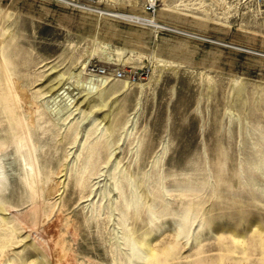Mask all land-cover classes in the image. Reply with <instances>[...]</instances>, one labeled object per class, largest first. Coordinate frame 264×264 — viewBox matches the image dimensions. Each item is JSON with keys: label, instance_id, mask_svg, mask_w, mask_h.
<instances>
[{"label": "rangeland", "instance_id": "374dc122", "mask_svg": "<svg viewBox=\"0 0 264 264\" xmlns=\"http://www.w3.org/2000/svg\"><path fill=\"white\" fill-rule=\"evenodd\" d=\"M145 7L0 0V264H264V10Z\"/></svg>", "mask_w": 264, "mask_h": 264}, {"label": "bare ground", "instance_id": "6f19581e", "mask_svg": "<svg viewBox=\"0 0 264 264\" xmlns=\"http://www.w3.org/2000/svg\"><path fill=\"white\" fill-rule=\"evenodd\" d=\"M115 16H120V18L121 19H124V20H134V21H136L135 20V18L133 17V16H128V15H115ZM137 20H138V18H137ZM141 20V19H140ZM143 21V20H142ZM146 20H144V22H145ZM139 22H141V21H139ZM159 28V27H158ZM86 68V66H83V68H82V71L84 70ZM90 69V68H89ZM88 68H87V74L88 75H91V76H95V79L97 78V80H98V82H101L102 83V81L104 82V80H106L107 78L106 77H98L97 75H93V74H91L90 72V70H89ZM80 70V69H79ZM80 72V71H79ZM78 72V73H79ZM83 73V72H82ZM81 73V74H82ZM84 74V73H83ZM78 76V75H77ZM81 76V75H80ZM80 78V77H79ZM94 79V80H95ZM82 81V80H81ZM90 81V80H89ZM95 82V81H94ZM99 85H101V84H99ZM102 85H103V83H102ZM8 92V91H7ZM5 95H7V94H5ZM12 96V95H11ZM10 96V97H11ZM57 96V95H56ZM9 98V97H8ZM4 100V99H3ZM11 100V99H10ZM8 101V100H7ZM13 101V100H12ZM9 103V102H8ZM12 103V102H11ZM9 107V106H8ZM11 108V107H10ZM12 111H13V109H12ZM9 112H11V111H9ZM14 112H15V110H14Z\"/></svg>", "mask_w": 264, "mask_h": 264}, {"label": "built area", "instance_id": "2783aa9c", "mask_svg": "<svg viewBox=\"0 0 264 264\" xmlns=\"http://www.w3.org/2000/svg\"><path fill=\"white\" fill-rule=\"evenodd\" d=\"M257 6L264 10V0H256ZM153 6H154V0H146V7L145 10L152 12L153 11Z\"/></svg>", "mask_w": 264, "mask_h": 264}]
</instances>
